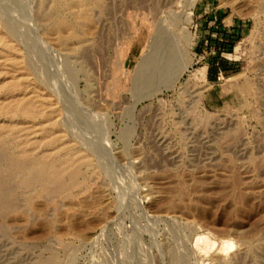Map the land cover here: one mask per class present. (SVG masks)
<instances>
[{"label":"rangeland","instance_id":"obj_1","mask_svg":"<svg viewBox=\"0 0 264 264\" xmlns=\"http://www.w3.org/2000/svg\"><path fill=\"white\" fill-rule=\"evenodd\" d=\"M0 153V264H264V0H0Z\"/></svg>","mask_w":264,"mask_h":264},{"label":"built area","instance_id":"obj_2","mask_svg":"<svg viewBox=\"0 0 264 264\" xmlns=\"http://www.w3.org/2000/svg\"><path fill=\"white\" fill-rule=\"evenodd\" d=\"M207 28H209V30L206 33L204 32L207 38L198 40V47H202L199 53L200 57L204 59L205 56L215 55L217 59L222 61H237L238 56L235 54H237V50L240 46H238L237 50L235 46L232 49H228L227 47V37L229 36L228 34L231 33L233 27L230 26L229 28V26H226L223 20L218 22V20L214 19L208 21ZM232 55L237 58H232ZM216 65H218V63H216ZM205 67L207 69V66ZM226 72H228V70H222L219 67L216 79L220 78V76Z\"/></svg>","mask_w":264,"mask_h":264},{"label":"bare ground","instance_id":"obj_3","mask_svg":"<svg viewBox=\"0 0 264 264\" xmlns=\"http://www.w3.org/2000/svg\"><path fill=\"white\" fill-rule=\"evenodd\" d=\"M155 58V57H154ZM156 59V58H155ZM147 61H149V60H147ZM150 61H152V64H150V62L149 63H145V65H144V69H152L153 71L154 70H156V69H165L166 68V66L165 67H162L163 66V64H162V66H161V64L159 65V64H155L156 62H154V64H153V58L150 60ZM159 62V61H158ZM167 69H169V68H167ZM160 70V71H161ZM153 71H152V73H153ZM163 71V70H162ZM167 71V70H166ZM166 71H164V72H162L163 74L162 75H164V76H166L167 74L165 73ZM156 72V71H155ZM149 73H151V71L149 72ZM159 73H161V72H159ZM170 73V72H169ZM154 74V73H153ZM152 74V75H153ZM156 74H157V72H156ZM166 74V75H165ZM151 75V74H150ZM162 75H160V76H162ZM154 76H155V74H154ZM157 76V75H156ZM144 81V80H143ZM17 82H19V80L17 81ZM141 82V81H140ZM149 82V81H148ZM143 84H146L145 82H143ZM31 94V93H30ZM22 95V94H21ZM33 96V95H32ZM19 97V96H18ZM24 97H25V95H24ZM11 99V98H10ZM12 100V99H11ZM10 100V101H11ZM12 107V106H11ZM14 107V106H13ZM1 154V153H0ZM3 159V158H2ZM22 159V158H21ZM1 160V159H0ZM13 160V159H12ZM12 162V161H11ZM14 162V161H13ZM27 164V163H26ZM66 164V163H65ZM2 165V164H1ZM35 166V165H34ZM28 168V167H27ZM72 168V167H71ZM25 170L24 169V167H23V165L22 164H20V163H16V164H13V171L14 170ZM77 169V168H76ZM4 172V171H3ZM2 172V173H3ZM12 173V172H11ZM10 174V173H9ZM26 178L24 179V183L26 184V183H28L31 179L33 180V181H35V180H37V179H39V178H41L42 176H44V178L46 179V181H45V185H44V190H45V194L47 195V194H52V193H57V192H60V191H62V190H67V188H66V186H67V184L65 183V181L63 180V175H62V172H60V171H58V170H55V169H53V168H51V169H49L48 171H46V170H42V169H40V168H34V170H30V171H27L26 172ZM66 175V174H65ZM68 175H71L70 177H73L74 176V171L73 172H71V174H68ZM12 176V175H11ZM14 177V176H13ZM69 177V176H68ZM79 177V176H78ZM35 179V180H34ZM68 179V178H67ZM76 182H77V180H75ZM18 183V182H17ZM13 185V184H12ZM11 187V186H10ZM14 187H16L15 185H14ZM34 188V187H33ZM1 189V188H0ZM69 189V188H68ZM13 189H11V191H12ZM32 191V190H31ZM67 192V191H66ZM25 194V193H24ZM4 196H7V193H6V195H4ZM48 196V195H47ZM50 196H48V198H49ZM52 198V197H51ZM4 199V197H2V199L1 200H3ZM12 199V198H11ZM10 199V200H11ZM15 199V198H14ZM50 199V198H49ZM18 200V199H17ZM8 201V200H7ZM9 202V201H8ZM4 203V202H3ZM2 203V204H3ZM6 209V208H5ZM9 209V208H8ZM202 240V239H201ZM200 240V241H201ZM199 242V241H198ZM224 244V243H223ZM225 246V245H224Z\"/></svg>","mask_w":264,"mask_h":264},{"label":"crops","instance_id":"obj_4","mask_svg":"<svg viewBox=\"0 0 264 264\" xmlns=\"http://www.w3.org/2000/svg\"><path fill=\"white\" fill-rule=\"evenodd\" d=\"M231 27H235V26H231ZM232 28V31L234 30ZM201 46H199L200 48ZM202 49V47H201ZM216 63H218V65H216ZM207 66V77L210 79V80H215L216 77H217V71H218V68L220 67L222 70H229V69H232L233 66H230V63L229 62H225V61H222V60H219L217 58H214L212 59L211 63H208Z\"/></svg>","mask_w":264,"mask_h":264}]
</instances>
